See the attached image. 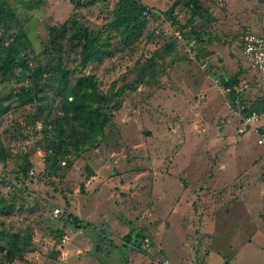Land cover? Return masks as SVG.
Segmentation results:
<instances>
[{
  "label": "rangeland",
  "instance_id": "rangeland-1",
  "mask_svg": "<svg viewBox=\"0 0 264 264\" xmlns=\"http://www.w3.org/2000/svg\"><path fill=\"white\" fill-rule=\"evenodd\" d=\"M225 1L201 4L221 12L215 3ZM119 2L3 0L37 54L49 41L50 27L75 20L110 37L112 56L88 67L82 66L75 42L64 43V63L72 76L94 74L105 95L133 82L137 67L146 68L147 76L119 98L100 146L80 157H63L49 169L42 130L50 107L36 103L0 120L7 148L6 161H0V208L5 207L0 246L25 255L10 264H127L134 250L129 264H264V145L256 131L264 127L257 122L240 134L243 114L232 108L220 83V75L232 76L239 64H249L237 43L243 32L236 21L245 22L259 0L228 1L226 23L232 30L226 38L214 30L217 23L197 19L201 42L190 27L173 26L165 14L175 5L176 17L187 24L193 10L185 2L142 0L149 8L148 24L131 45L108 26ZM170 44L175 49L167 52ZM248 74L251 81L243 80L242 90L251 84L260 94L256 72ZM14 88L21 85L0 83V96ZM60 112L54 107L51 116ZM26 154L32 180L10 185L17 182L13 172ZM57 208L62 215H55ZM69 214L80 222L69 221ZM58 231L64 232L62 238ZM135 233L149 240L146 249L134 247Z\"/></svg>",
  "mask_w": 264,
  "mask_h": 264
},
{
  "label": "trees",
  "instance_id": "trees-1",
  "mask_svg": "<svg viewBox=\"0 0 264 264\" xmlns=\"http://www.w3.org/2000/svg\"><path fill=\"white\" fill-rule=\"evenodd\" d=\"M181 1L185 2L187 8L193 10V16L187 24L182 25L176 17L175 5L165 14L172 21L173 26L184 29L190 27L192 36H196L197 41L201 42L204 37L202 30L197 31L195 21L197 19L212 21L216 18L208 6H202L201 0H180L176 3L181 5ZM78 5L82 4L78 3ZM147 12L150 13L149 8L142 3V0H120L115 17L108 21L109 29L123 35L125 43L131 45L144 33L148 24V17L145 14ZM70 25L65 23L61 27H50L49 41L43 51L37 54L20 20L13 11L6 9L3 6V0H0V83L21 85V88H14L0 96V120L15 109L36 103L43 109L50 107L45 120L46 125L42 130L47 148L46 169L56 166L63 157H80L84 152L100 146L107 137V127L113 118L112 109L120 106L119 98L123 97L128 89L137 88L147 76L146 68L137 67L134 81L119 87L111 95H105L100 90L98 79L94 74L72 76L71 70L64 63L66 41H74V47L80 48L83 67H88L90 63L98 61L104 55L112 56L113 50L110 37L105 39L88 27L78 25L76 20ZM73 27L75 31L69 37ZM189 33L184 35L189 36ZM173 49H175L173 44H170L167 52ZM210 54L211 52H208L206 57ZM152 60L150 58L148 62ZM244 72L245 70L241 69L232 76L220 75V83L223 87L231 89L228 97L232 108L239 109L236 103L239 100L240 104L251 106L241 111L243 115H249L254 110L262 112L263 107L260 101L252 104L243 97L246 93L241 86V77ZM215 75L218 77V74ZM126 78L124 75L122 80ZM54 107H59L61 111L59 116H51V110ZM260 131L264 132V129ZM6 153L7 148L0 138V161H6ZM31 170L32 162L26 154L20 170L13 172L16 174L17 182L8 183L18 185L17 187L26 185L28 180H32ZM4 209L5 207L0 208V211L5 213ZM62 214L63 212L60 215ZM71 218L74 222H80L77 216L69 214L67 219L70 221ZM58 232L59 238H62L64 232ZM4 235V232H1L0 239ZM132 235L131 241L134 238L135 246L142 249V244L147 238L140 233ZM18 256L25 258L24 254H18L17 249L0 246L1 263L4 261L13 263Z\"/></svg>",
  "mask_w": 264,
  "mask_h": 264
},
{
  "label": "crops",
  "instance_id": "crops-1",
  "mask_svg": "<svg viewBox=\"0 0 264 264\" xmlns=\"http://www.w3.org/2000/svg\"><path fill=\"white\" fill-rule=\"evenodd\" d=\"M228 1L229 0H226L225 2L220 3V4H216L215 3L216 7H219L221 9V12L217 8L216 9H213L212 5L210 7L208 6L209 9H210V12L213 14V16L216 18V20H212V21H209V20L206 21L205 20V23H207V24L208 23H212V22L217 23L218 25L216 27H218V28H214V30H216L217 33L220 34L224 38H226L227 35L232 30L231 29V26L226 23V20L228 19V15H229V9H230V6H231V5H229V2ZM243 1H251V0H243ZM259 2H260L259 5H256V6H254V7L251 8L250 16H249V18L245 22L244 21H241V20L240 21H236V23L239 25V27L237 28V30H240L243 33L251 32V31L254 30L256 34L264 37V0H259ZM243 18H245V17H243ZM237 20H239V19H237ZM220 27H223L225 29H223V30L222 29H219ZM213 40H215V42H217L219 39L217 37H214ZM210 41H212V40H210ZM210 48L213 50V45L212 44H211ZM215 50L216 49H214L213 51H215ZM220 60H223V59H220ZM241 67H242V65L239 64V71L241 69H246L245 72H244V74L241 77V80H242L241 83H243L244 81H251L250 78L249 79L247 78L249 76L248 70H249V72H250V70L251 71L253 70L252 67H251V65H250V63L247 64V65L245 64V66H243L244 68H241ZM258 81H259V79H258ZM259 86H260V84H259ZM244 90H246V93L243 94V95H245V98H248L249 97L248 100L251 101L252 104L255 103L256 101L257 102L260 101V98H259L260 95H261L260 88H259L260 94H258V95H256V87L254 85L249 84V86L245 87ZM259 122L264 127V117H262L261 121H259ZM262 129H264V128H259V130H262ZM256 131H258V129H256ZM238 199H239V197H238ZM237 200H235L234 202H237ZM134 240L135 239L133 238L131 242H133ZM135 244H134V247H136ZM132 250H134V249H132ZM133 252H135V250ZM133 252H132V254H133ZM131 255L127 259V262H126L127 264H129V262H132V260L133 261L135 260L133 257L131 258Z\"/></svg>",
  "mask_w": 264,
  "mask_h": 264
},
{
  "label": "built area",
  "instance_id": "built-area-1",
  "mask_svg": "<svg viewBox=\"0 0 264 264\" xmlns=\"http://www.w3.org/2000/svg\"><path fill=\"white\" fill-rule=\"evenodd\" d=\"M194 41H192V44H188L189 49L194 47L193 44ZM239 47L242 48V52L244 53L246 59L249 61L252 69L256 72L259 82H260V103L262 104L263 111L260 112L258 110H254L249 115H243L242 118V124L239 128V133H245L247 130L255 125L257 122L261 120L262 117H264V37L254 33V32H246L243 33L237 42ZM207 64H205L206 66ZM223 90L226 93H230V88L223 87ZM236 103L239 106V110L243 111L245 108H250L251 106L240 104V101L237 100ZM260 138L258 140V143L261 145H264V132H261L258 130ZM63 211L57 208L55 210V215L58 216ZM149 246V240H144L142 244V249H146V247ZM162 264H169L168 261H164Z\"/></svg>",
  "mask_w": 264,
  "mask_h": 264
},
{
  "label": "water",
  "instance_id": "water-1",
  "mask_svg": "<svg viewBox=\"0 0 264 264\" xmlns=\"http://www.w3.org/2000/svg\"><path fill=\"white\" fill-rule=\"evenodd\" d=\"M221 61H223V60H221Z\"/></svg>",
  "mask_w": 264,
  "mask_h": 264
}]
</instances>
